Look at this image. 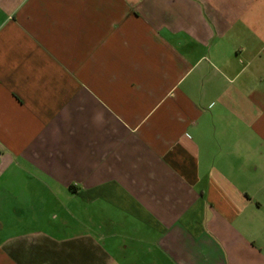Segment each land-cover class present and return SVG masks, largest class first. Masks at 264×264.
Instances as JSON below:
<instances>
[{
  "label": "crops",
  "instance_id": "0c3cea01",
  "mask_svg": "<svg viewBox=\"0 0 264 264\" xmlns=\"http://www.w3.org/2000/svg\"><path fill=\"white\" fill-rule=\"evenodd\" d=\"M0 264H264V0H0Z\"/></svg>",
  "mask_w": 264,
  "mask_h": 264
},
{
  "label": "rangeland",
  "instance_id": "374dc122",
  "mask_svg": "<svg viewBox=\"0 0 264 264\" xmlns=\"http://www.w3.org/2000/svg\"><path fill=\"white\" fill-rule=\"evenodd\" d=\"M55 213V212H54Z\"/></svg>",
  "mask_w": 264,
  "mask_h": 264
}]
</instances>
